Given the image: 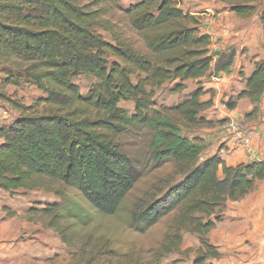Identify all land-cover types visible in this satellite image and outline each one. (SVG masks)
Returning a JSON list of instances; mask_svg holds the SVG:
<instances>
[{
  "label": "trees",
  "instance_id": "1",
  "mask_svg": "<svg viewBox=\"0 0 264 264\" xmlns=\"http://www.w3.org/2000/svg\"><path fill=\"white\" fill-rule=\"evenodd\" d=\"M110 1L119 6L122 0ZM229 4L239 18L257 13V0ZM126 14L141 37V50L111 24H98L96 12L72 0H0V66L6 74L0 101L19 112L14 123L0 127V190L54 194L61 202L31 212L47 219L64 244L79 249L75 264H102L113 259L107 241L95 240L93 232L73 238L68 233L70 227L86 229L98 216L119 212L135 182L120 137L127 128L140 127L152 134V161L174 162L183 179L141 207L136 221L146 231L177 213L180 243L171 250L166 246L158 261L132 258L119 264H161V259L179 252L183 232L196 235L200 242L193 264H211L209 260L223 254L210 233L222 222L228 202L243 200L264 181V162L228 167L215 155L200 163L204 144L183 130L210 123L201 116L205 106L201 90L182 105L190 108H176L180 119L160 112L155 100L169 84L180 94L187 81L229 74L237 52L214 55L212 36L175 0H137ZM260 20L264 31V8ZM80 76L93 80L86 95L73 82ZM244 81V90L226 107L234 110L247 98L254 104L246 115L250 119L264 104V60L254 64ZM25 83L44 94L31 106L4 92ZM123 101L134 103L133 114L120 107ZM75 239L80 241L73 244Z\"/></svg>",
  "mask_w": 264,
  "mask_h": 264
},
{
  "label": "rangeland",
  "instance_id": "2",
  "mask_svg": "<svg viewBox=\"0 0 264 264\" xmlns=\"http://www.w3.org/2000/svg\"><path fill=\"white\" fill-rule=\"evenodd\" d=\"M72 1L88 11L96 12L98 24H111L112 28L123 34L136 48L141 50V37L132 28L126 14V10L137 0H122L119 6L114 5L110 0ZM225 1L227 3L220 0H176L180 8H184L185 12L193 14L201 21V28L205 33L208 32L212 35L213 44L211 48L214 55L221 54V51L215 50L216 48L227 46L229 49L223 53L235 51L240 53L242 57L246 54L250 55L253 61L264 60V31L260 20L264 0H257V13L251 18L237 17L231 11L229 4L231 1L243 3L247 0ZM99 32L104 35L107 41H110V37L103 30L99 29ZM215 59L217 58L215 57ZM248 64L245 63L240 69L239 78L242 80L248 73L250 76L253 72ZM3 69L4 67L0 66V84L6 79ZM213 81L219 83L214 78ZM73 82L80 88L81 93L86 95L93 80L87 76H80L75 78ZM205 83L206 81L200 80L187 81V89L180 94L172 92L174 84L165 86L157 93L155 100L157 109L164 114L180 119V111L176 108L180 107L182 111L190 108L187 105H182L191 100L194 93L199 89L201 90V102L209 100V102H205L204 106L206 114L204 111L202 113L205 118H209L208 110L213 111L215 106L213 99L217 100L218 95L222 93L219 91H214V93L211 89H207L208 86ZM4 92L26 106H31L36 100L44 96L36 86L29 83L19 87L9 86L4 89ZM231 98L234 96L225 93L218 102L226 107ZM120 107L129 114L134 112V103L130 101L121 102ZM5 112L8 116L4 120L6 125L14 123L19 117L18 110L0 101V115ZM216 123H219L218 119ZM238 123L240 125V122ZM210 126V123H205L194 131L184 129L183 134L190 138L197 136L199 138L197 139L202 140L208 149V143L202 137L209 134ZM151 138L152 134L140 127H129L120 137L122 150L131 161L135 182L119 212L112 217L98 216L96 221L86 229L70 227L71 231L68 236L71 238L76 233L86 236L93 232L95 240L108 242L109 255L113 259H107L102 264H119L123 260L130 262L132 258L146 262L158 261L166 246H168V250H171V246L174 247L180 243L179 239H176L180 227L177 213L163 218L158 224L146 231H143V225L137 222L135 218L136 214L141 211V207H146L160 199L170 187L183 179L179 167L174 162L167 161L163 164H157L152 161L149 152ZM206 155V153L203 155L200 163L206 160H203ZM220 175L222 176V174ZM71 194L76 196L73 191ZM59 202H61L60 199L54 194L42 190H20L12 194L0 190V211L4 221L1 227L4 228L2 230L4 235L8 237L6 243L10 244V246H2L0 264H75L74 260L80 258L78 256L79 249L64 244L55 230L48 227L47 219L43 220L31 212L33 209L42 210L49 204ZM219 225L222 228L226 225L231 226L230 230L240 229L237 224H234V221L225 223L223 218ZM62 226L66 227L67 225L64 223ZM9 235L12 236V239ZM79 241L75 239L73 244H77ZM3 244L5 243L3 242ZM247 244L254 245L252 243ZM199 247L200 242L196 235L183 232L179 252L173 251L166 258L161 259L160 263L193 264ZM231 255L236 256L237 253H231ZM229 256L226 259H230ZM114 260L115 262H113ZM224 262L225 259L222 261L209 260L211 264H224Z\"/></svg>",
  "mask_w": 264,
  "mask_h": 264
},
{
  "label": "crops",
  "instance_id": "3",
  "mask_svg": "<svg viewBox=\"0 0 264 264\" xmlns=\"http://www.w3.org/2000/svg\"><path fill=\"white\" fill-rule=\"evenodd\" d=\"M180 9L183 10L184 8ZM208 34L211 35L210 33ZM227 49H229L227 46H223L215 50L224 52ZM252 59L248 54L242 57L240 53H237L231 72L229 74H221L219 76L221 78L219 83L212 82L213 78H203L200 80L206 81L205 85L207 84V89L222 93L218 95V98L216 97L217 100L213 99L215 104L212 109L213 111L208 110L209 118L206 119H208L211 126L209 134L202 137L208 143V149L205 147V152L203 153V155L205 153L207 155L203 160L217 155L228 167H238L240 165L252 164L253 162H264V104L261 106L260 114L257 117L249 119L246 118V115L254 109V104L249 99L239 100L234 110H228L227 107L218 102L225 93H228L229 96H234L231 99H236L238 94L244 90V78L249 77V73L242 80L239 78L240 69L245 63H249V67L254 69V64L260 60L253 61ZM203 102H209V100H204ZM205 111L204 109V113ZM202 113L201 116L205 118ZM230 118L240 122V132L249 138V145L253 150V154L245 150L244 147H237L233 150V139L226 128V122ZM217 119L219 120L218 124L216 123ZM195 138L198 137L196 136ZM200 142L203 143L202 140ZM220 174H222V171H220ZM1 214L2 212L0 211V217ZM221 216L225 220V223L234 221V224H237L240 229L230 230L229 228L231 226L227 225L222 228L219 225L222 223L220 222L217 224L216 229L210 233L209 237L211 242L218 246L224 255L219 261L225 259L224 264H264V181L260 182L257 189L243 200L228 202L226 211ZM3 222L1 217L0 260L2 257V246H10V244L6 243L8 237L2 232L4 230L1 227ZM9 237L11 238L12 236L9 235ZM247 243L254 245L251 246ZM231 253H237V255H231ZM228 255H230V259H226Z\"/></svg>",
  "mask_w": 264,
  "mask_h": 264
},
{
  "label": "built area",
  "instance_id": "4",
  "mask_svg": "<svg viewBox=\"0 0 264 264\" xmlns=\"http://www.w3.org/2000/svg\"><path fill=\"white\" fill-rule=\"evenodd\" d=\"M214 80L217 82L221 81L220 77H213ZM4 114V115H3ZM0 115V127L5 125L4 120L8 118L7 113H3ZM226 123V128L229 131V135L233 139V150L236 149L237 147H244L245 150H247L249 153L253 154V150L250 148L249 145V138L245 137L244 134H241L240 128H239V123L236 119L230 118L228 119Z\"/></svg>",
  "mask_w": 264,
  "mask_h": 264
}]
</instances>
